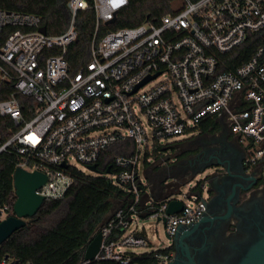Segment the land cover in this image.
Returning <instances> with one entry per match:
<instances>
[{"label":"built area","instance_id":"obj_1","mask_svg":"<svg viewBox=\"0 0 264 264\" xmlns=\"http://www.w3.org/2000/svg\"><path fill=\"white\" fill-rule=\"evenodd\" d=\"M128 5V0H70L71 21L59 35L40 32L36 15L0 9V32L14 28L0 47V83L14 81L18 93L35 101L31 119L15 94L0 102V117L17 128L6 141L0 138V155L13 152L16 169L46 175L37 194L61 198L74 182L70 170L85 173L84 167L99 175L89 167L98 168L105 150L127 139L136 146L131 156L116 157V171L106 174L125 195L99 231V253L81 264H165L179 228L202 219L206 187L181 200H157L140 177L142 156L153 164L154 146L164 147V140L201 134L209 120L218 127L226 123L245 150L248 173L264 175V43L233 69L220 70L234 65L229 54L250 35L264 32V0H173V12L158 23L147 19L98 38L101 25L112 23ZM89 8L96 17L90 61L73 71L68 48L78 37L79 12ZM174 200L183 209L168 215ZM11 216L8 206H0V222ZM141 219L163 222L169 243L127 252V247H152L138 226ZM0 264L35 263L6 256Z\"/></svg>","mask_w":264,"mask_h":264},{"label":"trees","instance_id":"obj_2","mask_svg":"<svg viewBox=\"0 0 264 264\" xmlns=\"http://www.w3.org/2000/svg\"><path fill=\"white\" fill-rule=\"evenodd\" d=\"M70 0H0V9L9 12L33 14L41 19L48 35L64 33L71 21L69 9ZM129 5L116 15L114 22L101 25L98 38L108 31L120 28L134 27L147 19L158 23L167 13L173 12V0H128ZM77 40L71 44L67 52V60L73 71L90 61V50L96 30V17L92 9L80 11L77 16ZM14 31L13 27L4 28L0 32V47L7 36ZM264 43V32L250 35L244 45L230 53L234 61L231 67H221L220 70L233 69L246 61L254 51ZM14 81L0 83V102L7 100L12 94L18 99L23 115L31 119L33 98L18 93ZM214 120H209L200 127L201 134L218 130ZM17 130L8 117H0V138L4 142ZM180 145L174 144V149ZM135 143L127 139L105 150L98 162L99 175H87L73 169L70 173L74 182L61 198H47L38 213L27 220L26 225L14 232L0 245V259L10 256L20 261H31L35 264H81L89 243L113 212L115 200L122 199L125 191L114 185L106 176L109 169L115 172L114 160L118 156H131L135 152ZM166 147L154 146V156L159 149ZM185 155V154H184ZM182 155V156H184ZM149 156L146 153V158ZM19 162L13 152L0 155V206H8L14 214L17 201L14 187V173ZM146 162V161H145ZM151 165L146 162V166ZM201 182L194 191L201 192ZM163 184L160 197H169L180 191V186ZM157 200L159 197L155 196ZM92 264H108L93 262Z\"/></svg>","mask_w":264,"mask_h":264},{"label":"flooded vegetation","instance_id":"obj_3","mask_svg":"<svg viewBox=\"0 0 264 264\" xmlns=\"http://www.w3.org/2000/svg\"><path fill=\"white\" fill-rule=\"evenodd\" d=\"M198 138L199 149L173 164L190 177L211 166L209 201L199 222L179 228L165 264H243L255 247L264 264V175L248 173L245 150L226 123Z\"/></svg>","mask_w":264,"mask_h":264},{"label":"rangeland","instance_id":"obj_4","mask_svg":"<svg viewBox=\"0 0 264 264\" xmlns=\"http://www.w3.org/2000/svg\"><path fill=\"white\" fill-rule=\"evenodd\" d=\"M201 134H191L188 133L186 136L181 139H167L163 141V146L166 148L159 149L156 153V156L153 157V164L146 166L144 156L141 158L140 164V177L144 184L149 185L154 196L160 197V193L163 190V184H174L180 186V193L177 192L171 195V198L174 199H183L182 194L187 193L189 191L195 192L194 187L199 181H203L207 175L210 174V170L197 177L193 182L187 183L191 178L190 176H181L175 172V165L173 164L176 158L187 154L193 153L195 147L199 149L198 142L200 138H198ZM198 138V139H197ZM178 144L180 146L172 149L171 145ZM87 175H92L87 169L81 167ZM150 188H148L150 190ZM208 194V193H206ZM121 205L120 199L115 200L114 210H116ZM139 228L144 229L149 242L152 244V247L147 248H134L127 247L125 250L129 253H139L148 250H152L155 247H161L167 243H169L168 237L166 235V230L163 222L157 221L156 219H147V220H139Z\"/></svg>","mask_w":264,"mask_h":264},{"label":"water","instance_id":"obj_5","mask_svg":"<svg viewBox=\"0 0 264 264\" xmlns=\"http://www.w3.org/2000/svg\"><path fill=\"white\" fill-rule=\"evenodd\" d=\"M111 22H114V20ZM39 30L43 34L47 33L46 28L44 26L41 27ZM158 75L159 74L146 79L136 88L135 91H137L140 87L144 86L151 79L156 78ZM62 167H66V165L63 164ZM210 169L211 166L202 169L196 175L191 177L187 183L193 182L197 177L204 175V173H206L207 170ZM89 170L95 173L98 172V168L96 166H90ZM208 176L211 175H207L205 179H203V181H199L201 182V190L207 186ZM46 181V175L40 171L28 172L22 168L16 169L14 173V187L17 196V201L14 205L15 216H11L8 219L0 222V245L3 244L14 232L23 228L26 225L28 219L34 217L38 213L40 207L42 206L46 198L41 195H38L37 191L46 183ZM196 192H198V194L200 193L199 191ZM182 209V202L174 200L170 202L167 214L174 215L181 212ZM102 240L103 235L101 232H98L86 248L84 255L85 260L92 261L95 259V257L100 251ZM258 252L259 249L257 247L253 248L250 255L243 262V264H258Z\"/></svg>","mask_w":264,"mask_h":264},{"label":"crops","instance_id":"obj_6","mask_svg":"<svg viewBox=\"0 0 264 264\" xmlns=\"http://www.w3.org/2000/svg\"><path fill=\"white\" fill-rule=\"evenodd\" d=\"M112 213H113V212H112ZM112 213H111V214H112ZM111 214L109 215V217L111 216ZM109 217H108V218H109Z\"/></svg>","mask_w":264,"mask_h":264}]
</instances>
